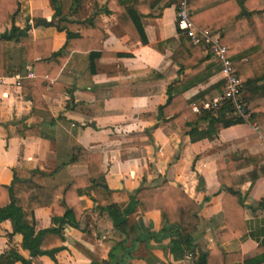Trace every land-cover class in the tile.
<instances>
[{
  "label": "crops",
  "instance_id": "obj_1",
  "mask_svg": "<svg viewBox=\"0 0 264 264\" xmlns=\"http://www.w3.org/2000/svg\"><path fill=\"white\" fill-rule=\"evenodd\" d=\"M106 1L56 0L53 5L50 0H19L12 20L0 25V32L9 30L12 24L28 26L34 39L50 38L51 50L57 52L66 41L65 31L56 27L57 20H84L96 12L104 27L102 51L107 53L91 62L89 51H64L61 65L50 77L44 75L48 78L41 96L47 106L44 109L33 106L22 90L32 91L30 81L36 75L32 62L25 60V47L14 40L9 42L15 71L0 77V183H9L15 169L43 171L51 185L68 182L87 171L85 165H63L72 148L81 146L102 154L103 181L119 204H125L140 186L163 179L181 186L200 203L199 223L192 234L194 248L185 249L181 257L173 256L170 241L177 235L175 226L160 230L159 210L136 207L128 216L125 231L115 229L108 214L99 211L91 195L83 190L69 200L82 211L79 227L64 225L61 235L47 232L41 237L40 250H55L53 257L45 253L31 256L22 246V235L12 232L9 220L0 224V253L14 250L31 264H90L75 247L79 243L89 251L100 246V264H195L198 252L219 246L231 255L224 264H254L260 256L253 252L264 245V177L234 187L243 203V229L238 231L230 227L223 213L224 188L217 181L215 160L227 153H259L262 159L258 165H264V129L243 122L193 142L186 133L189 127L181 128L171 119L141 118V114L157 113L169 94L181 93L191 108L202 107L222 91L219 65L202 48L206 57L198 70L180 69L172 61L171 55L181 43L174 0L166 1L158 15L140 19L149 43L172 39L163 53L131 42L112 13L116 9L114 0ZM163 1L151 0L150 9L157 10ZM225 1L191 0V19L196 26L214 33L226 47V54L232 50L227 54L232 62H244L264 48V14L248 13L240 1L223 6ZM29 71L32 77L27 76ZM17 76L19 85L15 84ZM257 85V92L246 93L247 101L264 95V79ZM203 111L208 110L194 113L201 116ZM35 118H40L41 136H19V122L24 119L28 126ZM206 125V120L198 121L199 129ZM51 212V207L35 208L26 212L24 219L36 233L53 225ZM92 224V232L85 235ZM114 242L118 245L109 258ZM10 264L23 263L17 260Z\"/></svg>",
  "mask_w": 264,
  "mask_h": 264
},
{
  "label": "trees",
  "instance_id": "obj_2",
  "mask_svg": "<svg viewBox=\"0 0 264 264\" xmlns=\"http://www.w3.org/2000/svg\"><path fill=\"white\" fill-rule=\"evenodd\" d=\"M55 1L50 0L53 5H55ZM150 1L114 0L116 9L112 13L131 42H140L163 53L165 44L172 39L149 43L140 19L143 15H158L162 6L167 5L166 1L168 0H164L157 10L150 9ZM239 1L240 4L245 5L248 13L252 15L264 14V0H228L222 5L230 6L236 2L239 3ZM18 7L19 0H0V25L9 23ZM56 27L66 33V41L57 52L51 50L50 38L34 39L28 32V26L19 28L12 24L9 30L0 32V77L8 76L15 71L11 63L9 42L11 40L19 42L25 47V60L32 62L36 74L30 81L32 91H27L23 87V93L30 98L33 106L44 109H47V106L41 96L48 84V78H44V75L50 77L51 72L61 65L65 59L64 51L71 49L89 51L91 62L95 57L107 54L102 51V40L105 34L98 13L95 12L84 20H69L66 17H60L56 22ZM180 42L171 55L172 61L178 64L180 69L190 67L192 70H198L202 61L209 54L202 55L200 47L191 44L186 34H181ZM77 43L81 45L76 47ZM221 43L226 44L222 38ZM230 52L232 50L227 54L229 55ZM233 67L242 82L243 97L246 98V93L257 92L260 89L257 82L264 79V48L248 57L244 62H233ZM167 92H169V87ZM232 112L231 105L224 103L217 110L203 111L201 116H198L190 107V102L181 93H177L169 94L166 102L157 108V113L141 114L140 117L171 119L181 128L189 127L186 133L194 142L212 137L228 126L244 122L239 116H228ZM246 112L249 114V123L264 129V95L255 100H246ZM199 120L207 121L205 128H198ZM39 121L40 118H35L27 126L22 119L19 122V136H41L38 132ZM261 159L259 153L247 156H235L232 153H227L215 160L217 181L224 188L223 213L230 227L238 229V231L243 229V203L240 193L234 187L243 182L255 181L264 177V165H258ZM102 162L101 153L89 152L81 146H74L70 158L63 165H85L87 171L84 174L73 176L68 182L55 185L48 182V174L38 169L13 170L11 181L0 183V224L6 220L10 221L12 232L22 235V246L29 250L31 256L45 253L53 257L55 250H40L41 237L47 232L61 235L64 225L79 227L82 211L78 204H73L69 200L78 197L84 190L91 195V200L95 203L96 208L108 214L115 229L121 232L125 231L128 226V216L136 207H140L144 211L159 210L160 230H164L166 226H175L177 235L170 241V251L173 256L181 257L184 255L185 249L193 250L192 234L196 231L199 223L200 203L195 201L181 186L171 184L167 179H163L153 185L140 186L125 204H119L114 200L112 190L105 186ZM252 165H254L252 169L233 175V172ZM58 206L62 208L61 212H58ZM39 207H51L53 225L35 233L34 226L26 222L24 216L26 212ZM92 228H94L93 224L85 235L90 234ZM117 245L116 242L111 244L109 258L113 256L111 251ZM75 247L90 260V264H100L102 261L100 246L95 245L93 251H89L79 243H76ZM253 253L260 256L254 264H264V245L258 246ZM248 257H252V253H249ZM230 258V254L216 246L207 252H198L195 264H224ZM17 260L23 264H31L29 260L14 250H10L6 254L0 253V264H10Z\"/></svg>",
  "mask_w": 264,
  "mask_h": 264
},
{
  "label": "built area",
  "instance_id": "obj_3",
  "mask_svg": "<svg viewBox=\"0 0 264 264\" xmlns=\"http://www.w3.org/2000/svg\"><path fill=\"white\" fill-rule=\"evenodd\" d=\"M189 1L174 0L178 32L180 35L186 34L191 44L202 48L206 54H209L217 62L223 81V90L220 94L204 102L202 107L192 106V110L197 113H200L201 110L215 111L224 103H228L236 115L240 116L244 122L249 123V114L246 112V100L242 94V82L236 75L232 60L226 54L227 49L218 42V38L214 33L194 24L191 19ZM27 76L32 77L33 73L29 71ZM15 84H20L18 76ZM254 126L258 128L256 125Z\"/></svg>",
  "mask_w": 264,
  "mask_h": 264
},
{
  "label": "rangeland",
  "instance_id": "obj_4",
  "mask_svg": "<svg viewBox=\"0 0 264 264\" xmlns=\"http://www.w3.org/2000/svg\"><path fill=\"white\" fill-rule=\"evenodd\" d=\"M245 100H246V98H245ZM228 116H238V115H236L234 112H232V113H229Z\"/></svg>",
  "mask_w": 264,
  "mask_h": 264
}]
</instances>
